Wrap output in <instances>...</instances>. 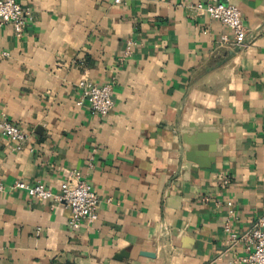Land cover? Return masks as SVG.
<instances>
[{"label":"crops","instance_id":"1","mask_svg":"<svg viewBox=\"0 0 264 264\" xmlns=\"http://www.w3.org/2000/svg\"><path fill=\"white\" fill-rule=\"evenodd\" d=\"M17 1L33 19L0 28V116L27 139L0 134V264H243L226 225L264 216V0H229L243 47L201 0ZM84 77L113 85L108 115L77 104ZM71 170L99 196L77 230L13 188Z\"/></svg>","mask_w":264,"mask_h":264},{"label":"built area","instance_id":"2","mask_svg":"<svg viewBox=\"0 0 264 264\" xmlns=\"http://www.w3.org/2000/svg\"><path fill=\"white\" fill-rule=\"evenodd\" d=\"M122 0H116L121 2ZM195 8L205 12L211 18L221 21L233 32V43L237 47L248 44V28L242 17L239 7L229 0H206L198 1ZM33 19V10L25 7L17 0H0V28L12 25L16 34L21 36L28 24ZM227 35L223 40L227 41ZM8 55L7 51L0 50V57ZM80 95L78 105L88 106L91 110L102 116L108 115L115 106L113 98V85L111 83L100 85L88 78H81L78 82ZM0 134L22 144L27 139V133L20 125L0 116ZM230 177L223 175L221 181L227 185ZM13 188L27 192L32 198L41 200L60 201L71 212L68 225L72 230L82 227L85 222H92L98 218L99 196L93 186L77 170H71L68 178L62 183L59 193H54L51 188L41 180L29 182L18 179ZM0 189H4L0 183ZM228 216L235 217L236 207L233 200L227 202ZM229 232V241L232 245L243 242L246 253L239 257L243 264H264V216L251 228L244 232H238L226 225Z\"/></svg>","mask_w":264,"mask_h":264}]
</instances>
